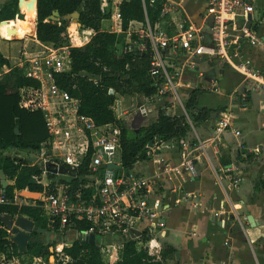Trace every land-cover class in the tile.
<instances>
[{"label": "built area", "instance_id": "2783aa9c", "mask_svg": "<svg viewBox=\"0 0 264 264\" xmlns=\"http://www.w3.org/2000/svg\"><path fill=\"white\" fill-rule=\"evenodd\" d=\"M142 1L145 7V0ZM147 2L152 5L156 0ZM99 3L100 11L107 13L108 0H99ZM161 4V18L181 11V6L172 0H161ZM204 11L209 18L208 39H204L199 29L185 17L171 20L170 31L159 22L151 26L147 19L144 23L131 20L123 30L119 8L106 18L110 21V29L105 30L125 35L129 49L134 47L150 52L149 75L156 81L157 91L149 97L139 96L140 103L134 104L133 108L139 115L147 118L154 111V103L161 102L165 114L175 115L174 109L179 110L194 131L179 89L183 85V70H197L199 59H215L241 76L240 87L231 93L240 102L249 93L264 89V72L244 55L240 43L241 39L256 45L263 43L253 31L252 0H206ZM137 22L140 27L134 29ZM8 30L12 29L6 28L5 32L15 37ZM27 36L35 39L34 33ZM2 38L13 40L6 36ZM69 38L73 45L70 35ZM38 45L42 49L28 57V45L23 44L15 67L22 75L39 82L38 88L20 89L19 104L43 113L48 139L39 150L25 152L33 158L27 165L39 171L30 179L41 185L42 190L38 191L39 197L34 201L21 197L17 189L9 196L0 187V205H37L45 221V229L54 236L65 238L63 242L55 241L52 249L49 248L59 257L57 262L68 260L63 253L65 246L84 240L90 234L94 235V243L105 264L118 261L124 243L130 240L135 242L137 250L153 251L155 258L160 260L159 250L163 246L160 233L165 226L166 210L185 201L193 207L201 206L196 199L198 194L184 191L180 182L194 180L198 176L195 161L201 156L206 157L205 144L210 142L217 150L214 142L220 140L225 130L231 129L235 135L239 134L233 127V116L228 111L220 113L210 138L201 140L196 137L195 142L182 140L177 161L160 153L161 147L168 144L157 140L146 146L140 160L125 168L120 157V129L117 124H96L91 117L80 114L79 100L54 82L53 72L70 69L69 46ZM198 74L202 77L200 71ZM216 81L207 82L205 88L221 92ZM110 93H113L111 89ZM112 107L117 117H121L124 111L118 99ZM16 156L25 158L19 154ZM110 164L113 167H108ZM138 164L147 168L149 173L136 170L135 165ZM230 170L225 169L226 172ZM228 179L229 186L237 188L240 180L230 175ZM221 180L217 175L220 185ZM221 215L218 211L213 213L224 222ZM4 228L9 246L5 253L0 254V264H20V258L13 255L10 248L13 233L10 228ZM34 259L37 264L42 261L41 256Z\"/></svg>", "mask_w": 264, "mask_h": 264}, {"label": "trees", "instance_id": "16d2710c", "mask_svg": "<svg viewBox=\"0 0 264 264\" xmlns=\"http://www.w3.org/2000/svg\"><path fill=\"white\" fill-rule=\"evenodd\" d=\"M122 0L118 6L122 19V29L125 30L129 21L136 20L153 26L159 22L166 25V17L161 18V0L150 5L147 0ZM18 0H8L0 8V33L12 38L5 32L11 28V33L22 38L34 32L35 0H20L19 7L26 11L27 22L14 20L18 14ZM58 11L59 19L50 20L52 11ZM77 11L81 28L92 29L90 39L80 46H69L70 69L65 72H53L55 84L66 90L79 100L80 114L91 117L96 124L115 123L120 129V157L125 168L131 167L144 154L146 146L155 141H175L179 145L184 140L191 126L183 114L167 115L159 108L155 120L148 121L138 128L131 127L122 117H117L113 110L116 99L121 97L152 96L157 91L156 81L149 75L150 52L131 48L123 34L102 28V22L109 13L100 11L99 0H36V39L44 44L55 46L66 45L61 39L65 33L67 22L62 16ZM23 12V11H22ZM24 14V12H23ZM20 18V17H17ZM181 18L184 17L181 15ZM18 22L22 23L19 24ZM136 39V36L133 35ZM119 44L121 47H117ZM81 71L97 75L98 80L82 76ZM0 72H5L0 78V170L6 178L12 179L8 184L6 194L11 196L14 189H29L41 191L39 184L30 183V177L39 174L36 167L27 165V161L4 153L7 149L15 151H36L48 139L43 113L40 110H28L20 106V89L23 87L38 88L39 82L26 77L12 66L0 51ZM110 89L113 93H110ZM204 89H192L185 101V110L192 125L210 119L222 108L210 109L198 105V97ZM1 187V184H0ZM0 214H8L11 218L18 215L27 217L35 226L45 228V221L37 205H0ZM35 236V233H32ZM7 232L0 222V254L7 250ZM12 254L17 257H27L29 260L48 253V245L43 242L28 243L27 251L19 253L17 246L11 243ZM63 253L68 257L64 263L56 264H105L97 244L87 240L74 241L71 246H65ZM160 260L155 258L153 251L146 253L137 250L135 242L124 243L120 258L114 264H169L173 260L176 249L170 244H164L159 250ZM8 255H10L8 253Z\"/></svg>", "mask_w": 264, "mask_h": 264}, {"label": "crops", "instance_id": "0c3cea01", "mask_svg": "<svg viewBox=\"0 0 264 264\" xmlns=\"http://www.w3.org/2000/svg\"><path fill=\"white\" fill-rule=\"evenodd\" d=\"M7 1L0 0V8ZM121 1L108 0L107 13L110 15V12L118 9ZM172 1L181 6V11L166 16V25L171 28V20L181 18L182 15L199 29L204 39H208L209 18L206 17L204 11L206 0ZM252 4L254 6L253 31L263 43L256 45L247 39H241V49L254 66L264 72V0H252ZM17 6L18 14L14 20L26 23L27 13L19 7V0ZM19 14L22 18H17ZM105 23L108 24L110 21L104 19L102 28ZM35 25L36 0L33 21L35 39L28 38L27 35L22 37L20 48L13 50L11 54H5L0 49L12 66H15L20 56L21 46L27 44V38L41 43L36 39ZM139 27L137 22L134 29H139ZM86 31L89 34H83V38L79 35V38H82L81 45L86 43L93 34L92 30L86 29ZM2 37L0 33V39L4 40ZM4 41L7 42L9 49H16L15 44H12L13 40ZM215 66H218L217 71L214 69ZM199 71L202 77L198 74ZM4 74L5 72L2 78ZM213 79L218 80L216 83L219 82L217 85L221 88V92L215 93L205 88L206 83ZM241 80L239 74L226 65H220L215 59H199L197 70L188 68L183 70V85L179 89V94L184 102L192 89L200 87L205 91L198 97L199 106L210 109L222 108L210 119L196 126L193 125L194 131L191 127V131L184 140L195 142L196 137L201 140L210 138L215 120L220 113L226 111L233 116V127L239 131V134L235 135L231 129L225 130L220 140L214 142L217 150L213 149L212 143L205 144L206 157L201 156L198 161H195L198 176L194 180L185 179L180 182L184 191H193L198 194L196 199L200 201L201 206L193 207L190 202L185 201L177 206H170L166 210L165 226L160 233V239L163 245L173 246L179 255L176 258L175 254L174 259L169 260V264H264V128L262 127L264 89L249 93L245 100L240 102L232 97L231 93L240 87ZM120 97L118 100L124 111L121 116L130 125L136 113L130 108L140 103L141 97H125L126 103L124 104L128 106L125 108L122 107L123 101ZM159 108H162V103H154V111L141 125L151 121L150 119L155 120ZM168 111L171 112L170 109ZM179 114H181L180 111H175V115ZM166 143L168 146H162L160 153L164 157L177 161L179 144L177 143V149H173L169 142ZM173 143L176 142L171 141V144ZM226 168H231V170L226 172ZM139 170L142 171L141 173H149L148 169L143 166ZM217 175L222 178L223 187L218 183ZM229 175L240 180L237 188L229 186ZM6 180L10 184V180ZM215 211L222 213L221 219L223 218L224 222L213 216Z\"/></svg>", "mask_w": 264, "mask_h": 264}, {"label": "water", "instance_id": "95a60500", "mask_svg": "<svg viewBox=\"0 0 264 264\" xmlns=\"http://www.w3.org/2000/svg\"><path fill=\"white\" fill-rule=\"evenodd\" d=\"M20 1V0H19ZM79 13L77 11L72 12L70 14H66L61 17V19L65 20L67 23H70V20H75L76 23L80 26L78 20ZM50 20H57L59 19L58 11H52V14L49 16ZM3 22V21H0ZM11 30H8L10 32ZM215 71L218 70V66L214 67ZM82 76H85L91 80H98L99 77L97 75H92L86 71H81L80 73ZM134 107L130 108L133 109ZM146 121V117L135 113L133 119L131 120L130 126L133 128H138L141 126L143 122ZM108 167H113L112 164L108 165ZM103 168V165H101ZM30 183H35L34 180L30 179ZM0 184L4 191L8 186V181L6 180L4 174L0 170ZM21 197L28 198L30 200L36 201L39 196V192L31 191L29 189H21L19 191ZM0 222L7 228H10L13 235L11 237V241L13 244L17 246L19 253H25L27 251V244L28 243H39L43 242L46 245L52 244L53 242H63L65 240L64 237H58L52 235L48 230L42 227H38L34 225V222L24 216L18 215L15 218H11L8 214H0ZM35 233V236L32 235ZM89 242H94V235L90 234L83 238ZM52 246H50V250ZM178 253H176V258H178Z\"/></svg>", "mask_w": 264, "mask_h": 264}, {"label": "rangeland", "instance_id": "374dc122", "mask_svg": "<svg viewBox=\"0 0 264 264\" xmlns=\"http://www.w3.org/2000/svg\"><path fill=\"white\" fill-rule=\"evenodd\" d=\"M21 16L22 15L19 14L18 17L22 18ZM70 21L71 22L69 24L67 23V27H66L65 33L62 34V37H61L62 39L61 40L63 42H65V44L68 45V46H80L81 45L80 43L82 41L81 39L83 38V34H86L87 35L89 33L84 28H78L77 27V24L75 23L74 20H70ZM103 28L104 29H110V23H108V24L105 23V25H103ZM28 34H30V33H28ZM69 35L72 37V43H73V45H71V40L69 38ZM79 35L82 38H79ZM25 37H26V35H25ZM27 37L28 38H31V36L30 37L27 36ZM28 38H27V41H26L27 42V45H28V50H29L28 53H27V56L28 57H32V56H34V54L38 50H41L42 47L40 45H38V43H36L35 41L31 40L32 38L31 39H28ZM12 39L14 41V43H12V44H15L14 46H15L16 49H11V48L9 49V46H8L7 42H5L4 40L0 39V49H1V51L3 53H5V54H11L13 50H17L18 48H20L19 45L21 44V42L23 41V39L17 38V37L16 38L13 37ZM59 46H61V45H59ZM3 73L4 72H0V78L1 79H2V76H3L2 74ZM217 83L219 85V82H217ZM183 96H187V94H185V95L183 94ZM120 98L123 101V103H122L123 106L122 107L123 108L128 107L127 104H124V103H126V98L125 97H120ZM174 111L179 112V110H177V109H174ZM150 120H152V119H150ZM126 122H128V121H126ZM44 144L45 143H42V145H44ZM170 145L173 146V149L174 148L177 149V146H178L177 142L176 143H173V144H170ZM4 153L5 154L6 153L11 154L12 156H15V155H18L19 154V155L25 157L24 160H26L27 162H30V161L33 160V158H31V156H28V154H25V152H20V151H15V150H12V149H7L5 152L3 151V154ZM140 168H142V166L140 164L135 165V169L136 170H139ZM6 179H8V178H6ZM9 180H10V184H11L12 179L9 178ZM53 243H55V242H53ZM52 244H49L48 245V249L50 248V246ZM41 257H42V261L39 262V264H56L57 263V260L59 259V257L57 258V255L55 253L51 252L50 250L48 251V253H46L45 255H43ZM20 264H37V260L36 259L29 260L27 257H20Z\"/></svg>", "mask_w": 264, "mask_h": 264}, {"label": "bare ground", "instance_id": "6f19581e", "mask_svg": "<svg viewBox=\"0 0 264 264\" xmlns=\"http://www.w3.org/2000/svg\"><path fill=\"white\" fill-rule=\"evenodd\" d=\"M12 31V30H11ZM8 34H10V33H8ZM71 34V33H70Z\"/></svg>", "mask_w": 264, "mask_h": 264}]
</instances>
